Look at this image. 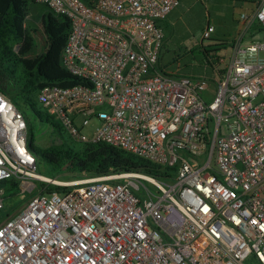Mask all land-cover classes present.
Returning <instances> with one entry per match:
<instances>
[{
  "label": "built area",
  "instance_id": "built-area-1",
  "mask_svg": "<svg viewBox=\"0 0 264 264\" xmlns=\"http://www.w3.org/2000/svg\"><path fill=\"white\" fill-rule=\"evenodd\" d=\"M34 1L69 19L63 65L82 80L38 92L49 117L178 172L43 179L27 118L0 92V183L30 197L6 216L0 188V264H264V0L210 78L160 68L182 0Z\"/></svg>",
  "mask_w": 264,
  "mask_h": 264
},
{
  "label": "trees",
  "instance_id": "trees-1",
  "mask_svg": "<svg viewBox=\"0 0 264 264\" xmlns=\"http://www.w3.org/2000/svg\"><path fill=\"white\" fill-rule=\"evenodd\" d=\"M27 18V1L0 0V92L27 118L30 129L29 147L37 157L39 171H42L39 173L50 179H56V174H68L71 180L142 173L173 181L178 168L162 167L105 143H81L78 148L62 144L48 149L34 145V133L26 110L30 108L42 120L41 113L37 110L38 92L45 87L71 88L81 85L82 80L70 74L63 65V53L71 32L69 19L52 12L45 16L47 47L42 55L31 61L26 57L35 50L36 38L26 26ZM234 43L235 41L230 44L228 41L216 40L210 45L201 44L194 54L200 56L202 64L213 68L220 64L222 52L229 46L233 47ZM224 71V67L220 68V72ZM53 126L64 137L65 131L60 124L55 121ZM0 188H5L8 194L18 188V183L13 180L3 181ZM58 190L61 188L56 185L48 186L49 192ZM11 196L12 193L6 199ZM13 213L7 212L6 216Z\"/></svg>",
  "mask_w": 264,
  "mask_h": 264
},
{
  "label": "rangeland",
  "instance_id": "rangeland-1",
  "mask_svg": "<svg viewBox=\"0 0 264 264\" xmlns=\"http://www.w3.org/2000/svg\"><path fill=\"white\" fill-rule=\"evenodd\" d=\"M24 1H27L28 6L26 26L36 38V48L26 58L33 61L42 55L47 47L48 38L44 29V18L51 11L46 6L34 3L33 0ZM255 1L182 0L181 5L163 24L165 39L160 68L172 75L213 77V69L206 64H202L200 56L195 55L194 51L201 44L210 45L215 43L216 40L228 41L230 44L235 41L240 29V15L255 10ZM209 25L214 27V33L207 40L203 38V34ZM231 48L229 46L222 52L223 58L221 59H224L225 62L231 55ZM225 64H222L221 67H224ZM37 110L40 111L42 120L30 108L26 110L28 119L31 122L30 127H32L34 133V145L36 147L48 149L62 144H68L73 148L80 147L81 143L72 140L66 132L64 137L57 133L53 126L55 121L48 118L44 107L39 103ZM84 133L88 135L90 129L84 130ZM39 172H42L41 169ZM55 178L51 179L57 182L74 181L68 178V174H56ZM148 187L153 193H157L153 186L148 184ZM11 193L12 196L5 201L6 213L16 212L30 198L28 194H21L20 189H15L7 195Z\"/></svg>",
  "mask_w": 264,
  "mask_h": 264
},
{
  "label": "bare ground",
  "instance_id": "bare-ground-1",
  "mask_svg": "<svg viewBox=\"0 0 264 264\" xmlns=\"http://www.w3.org/2000/svg\"><path fill=\"white\" fill-rule=\"evenodd\" d=\"M42 177H43V179H45V178H46V179H48V178H47V177H45V176H42Z\"/></svg>",
  "mask_w": 264,
  "mask_h": 264
}]
</instances>
